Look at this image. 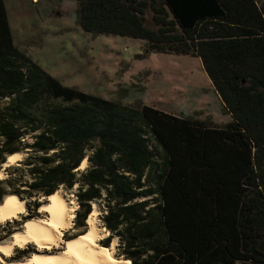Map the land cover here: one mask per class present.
Instances as JSON below:
<instances>
[{
    "label": "trees",
    "instance_id": "1",
    "mask_svg": "<svg viewBox=\"0 0 264 264\" xmlns=\"http://www.w3.org/2000/svg\"><path fill=\"white\" fill-rule=\"evenodd\" d=\"M162 1L151 4L157 29L146 0H76V22L199 57L232 121L208 125L63 85L15 45L0 0V167L27 153L0 179V202L28 199L21 225L40 216V197L78 184L75 226L100 203L110 232L101 243L117 238L131 264H264V3Z\"/></svg>",
    "mask_w": 264,
    "mask_h": 264
},
{
    "label": "rangeland",
    "instance_id": "2",
    "mask_svg": "<svg viewBox=\"0 0 264 264\" xmlns=\"http://www.w3.org/2000/svg\"><path fill=\"white\" fill-rule=\"evenodd\" d=\"M146 1L149 3L145 11L146 24L157 29L151 4L160 6L163 1ZM258 1L264 3V0ZM5 4L15 45L63 85L123 104H147L208 125L222 126L232 121L199 57L151 52L147 51V42L143 39L87 32L76 22V0H5ZM26 157L27 153L21 152L12 165ZM5 163L0 167L4 172L1 179L7 177L8 166ZM77 187L78 184L71 190L64 186L58 189L76 211L79 208L75 194ZM21 200L25 201L24 212L15 219L0 222V244L11 243L14 233L25 229V222L47 218L39 208V217L26 220L21 225L14 223V220H21V215L27 214L28 199ZM39 201L43 205L48 199L42 196ZM92 207L96 211L98 225L108 231L102 221V205L95 202ZM76 211L73 213L75 217ZM75 217H72V228L64 232V239H73L88 231L86 226H75ZM83 230L85 232L80 233ZM105 235L98 241L101 246L108 237ZM113 244L114 256L124 258L117 253V238L111 240L110 247ZM28 246L33 252H25L27 257L20 261L31 259L35 254L55 253L63 244L41 251L32 243L15 247L9 256L0 252V264H15L18 261L11 259L18 255L15 250Z\"/></svg>",
    "mask_w": 264,
    "mask_h": 264
},
{
    "label": "bare ground",
    "instance_id": "3",
    "mask_svg": "<svg viewBox=\"0 0 264 264\" xmlns=\"http://www.w3.org/2000/svg\"><path fill=\"white\" fill-rule=\"evenodd\" d=\"M19 156L20 153L10 155L5 164L12 165ZM86 163L87 159H84L80 168H84ZM3 173L0 171V179L4 177ZM4 198L0 204L1 223L15 219L23 210L25 203L18 195L10 194ZM45 198L48 202L43 204L40 210L47 214V218L25 222V229L14 233L11 243L0 244V252L9 256L15 247H23L30 243L36 245L40 251L60 247L61 244L63 247L55 253L35 254L31 259L18 261L15 264H131L130 260L117 259L114 256V244L111 247L98 244L105 234L107 236L109 234L106 229L98 225L96 221L98 217L96 218L94 210L87 219L86 233L73 239H64V232L72 228V217H75L73 213L76 208L69 205L59 190Z\"/></svg>",
    "mask_w": 264,
    "mask_h": 264
},
{
    "label": "crops",
    "instance_id": "4",
    "mask_svg": "<svg viewBox=\"0 0 264 264\" xmlns=\"http://www.w3.org/2000/svg\"><path fill=\"white\" fill-rule=\"evenodd\" d=\"M24 210H25V203L23 204V210L19 214H22L24 212ZM10 220H12V219H10Z\"/></svg>",
    "mask_w": 264,
    "mask_h": 264
},
{
    "label": "water",
    "instance_id": "5",
    "mask_svg": "<svg viewBox=\"0 0 264 264\" xmlns=\"http://www.w3.org/2000/svg\"><path fill=\"white\" fill-rule=\"evenodd\" d=\"M7 166H9V165H7Z\"/></svg>",
    "mask_w": 264,
    "mask_h": 264
}]
</instances>
